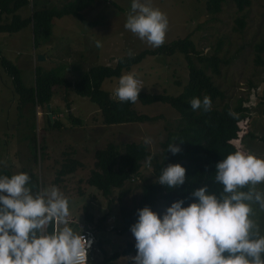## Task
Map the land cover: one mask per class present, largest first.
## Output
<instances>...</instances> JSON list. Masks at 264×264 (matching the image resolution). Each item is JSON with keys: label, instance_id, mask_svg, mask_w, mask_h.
<instances>
[{"label": "rangeland", "instance_id": "obj_1", "mask_svg": "<svg viewBox=\"0 0 264 264\" xmlns=\"http://www.w3.org/2000/svg\"><path fill=\"white\" fill-rule=\"evenodd\" d=\"M42 1L37 2L36 6H41ZM60 2L61 0H48L47 3L59 4ZM141 2L159 9L167 16L168 28L165 43L191 34L197 50L210 53L219 40L222 41L220 56L234 58L228 66L221 69V75L215 79V82L224 90L227 101L231 104H234L239 97L250 100L248 121L240 122L242 129L239 135L242 132L245 135L241 139L240 137L236 139L237 142L233 144L240 146V151L245 154L264 159V70L253 63L252 50L253 43L264 37V0H251V5L242 12H238L236 6L228 2L222 7L221 12L214 16L205 11L204 0H141ZM131 3L132 0H95L83 11L86 20L96 22L95 25L82 23L69 15L56 19L47 43L36 49L32 47L29 28L17 33H0L1 53L17 65L26 85H30L31 79L33 82L36 64L54 69L60 76L73 82L92 65L114 64L116 58L121 55H130L129 53L134 55L143 49L154 48L125 28ZM30 11L29 5L19 9L18 13L24 17L29 15ZM242 13H245V27L243 31L234 30L236 26L234 19ZM98 41L102 45L99 48L96 46ZM38 56H42L43 59L39 60ZM125 74H135L137 77L145 78L146 82L143 80L142 87L145 91L177 94L181 87L175 84V81L179 80L184 84L188 69L185 59L180 54L155 55L146 56L141 63L123 75ZM0 75L4 77V80L0 79V171L6 169L11 173L19 174L27 165L36 167L35 171L40 182L39 190L56 186L68 198L71 213L70 227L72 224H77L80 230L83 228L86 222L85 211L93 215L94 224L106 215V219L101 224L102 228L96 231V237L93 236L92 263L97 264L99 259L100 253L94 245L98 238L108 254L121 250L126 242H136L130 230L122 235L118 233L121 228L119 206L120 204L131 206L138 199L140 190L137 186L141 182L140 178L135 179L131 185L127 184L120 190H114L112 203L108 208L107 199L95 187L86 183L89 172L93 168L94 151L103 147L108 141L117 144L129 141L145 143V138L149 137L152 143L146 144L148 150L152 154H159L160 143L166 131L173 129L177 124V113L167 104L141 105L136 102L134 105L136 110L150 116L161 115L162 117L153 122L109 127L91 122V116L96 114L92 109L97 107L87 98L73 93L68 100H64V93L57 90L50 105H47L50 110H53L52 119L61 121L60 128H49L46 123L47 106L34 108V129L40 145L42 144L41 135H43V142L47 147L44 156L41 157L38 153V161L34 166L25 143L17 135L16 96L12 91L11 82L1 69ZM249 81L253 86L255 85L254 89L248 88ZM103 85L106 90L110 88L107 81ZM111 86L117 88L119 79L112 82ZM254 91L257 93H253ZM69 114L79 118L80 124H73ZM26 118L28 117H25V120ZM248 130L256 137L246 134ZM67 157L77 159L83 166L65 176L58 185H53L55 169ZM141 174L152 176L147 164L141 168ZM128 185L131 189L120 201L117 198L118 193ZM257 188L259 191H264V184L258 185ZM158 209L166 213L167 207L159 204ZM253 209L261 235H264V211H260L259 205L256 204L253 205ZM55 227L58 230L61 226ZM132 257L135 256H121L117 262L129 263Z\"/></svg>", "mask_w": 264, "mask_h": 264}, {"label": "trees", "instance_id": "obj_2", "mask_svg": "<svg viewBox=\"0 0 264 264\" xmlns=\"http://www.w3.org/2000/svg\"><path fill=\"white\" fill-rule=\"evenodd\" d=\"M39 1L42 0H0V33H17L29 28L32 47L36 49L47 43L56 19L69 15L82 23L91 26L96 24L94 21H87L83 14V11L95 0H61L59 4H48V0H44L42 4L39 3L41 6H36ZM228 2L233 3L238 12L244 11L251 5V0H204V9L208 14L214 16L219 14L222 7ZM29 5L31 6L29 15L21 16L18 10ZM234 21L236 26L233 29L243 31L246 24L245 13L236 17ZM221 48L222 41L219 40L210 53H202L197 50L191 39V34H187L184 37L164 43L159 48L143 49L134 55H121L116 58L114 64L92 65L73 82L64 76H60L54 69L44 68L36 64L34 65L33 82L31 79L30 85L23 82L20 69L1 53L0 49V69L9 78L12 91L16 96L15 111L17 112L18 138L25 143V147L30 153V160L36 166L38 153L41 157L44 156L47 147L43 142V135H41V145L38 141L33 125L34 108L36 106L46 108L47 104L50 105L57 90L64 93V100H68L70 94L74 93L94 103L97 109L93 108L92 110L96 114H93L90 120L95 124L101 123L110 127L111 125L145 123L157 120L162 116L147 115L136 110L135 104L119 101L114 95L116 88L111 86L112 82L141 63L146 56L180 54L185 59L188 76L184 84L179 80L175 81V84L181 87L177 94L145 91L142 88L145 78L137 77L134 74L142 81L138 103L141 105L167 104L178 115L177 124L173 129L166 131V135L160 143V153L152 154L144 142L129 141L117 144L108 141L103 147L94 151L93 168L89 172L86 183L95 187L107 199L109 208L114 190H120L127 184L131 185L135 179L140 178L141 182L137 186L140 190L138 199L131 206L124 204L119 206L121 221V228L118 230L119 235L131 229L138 221V210L145 207H149L163 219L166 213L158 209L159 204L169 208L174 202L183 200V206L188 207L191 203L199 202L192 193L205 186L208 187L210 193L219 195L223 186L214 183L216 165L227 155L240 151V146H235L233 143L245 135L244 132L239 135L240 129H242L240 122L243 120L247 122L250 112V100L248 98L239 97L234 104H231L227 101L224 90L215 82V79L221 75V69L228 66L234 58L233 56L228 58L220 56ZM252 50L253 63L264 70V37L253 43ZM3 75H0L1 80H4ZM106 81L110 86L107 90L103 85ZM254 87L255 85L253 86L249 81L248 88L254 89ZM253 93L257 92L254 91ZM205 96L211 98V111L204 112L203 109L193 111L190 101L193 98H199L202 101ZM49 112L52 114L53 110L49 108ZM68 116L73 124H80L79 118L71 114ZM25 117L28 118L25 120ZM45 117L49 128L61 127L60 120L49 118L48 114ZM246 134L256 137L249 130L246 131ZM174 139L177 146L181 148V152L175 155L167 151L168 145L173 143ZM149 156L152 157L150 166L147 163ZM144 164L150 167L151 177L142 176L141 168ZM176 164L186 169L185 184L178 188L160 185L158 178L163 168ZM82 166L83 164L77 159L65 158L55 169L53 185H58L65 176ZM32 168L27 165L22 168L20 173H26L30 176L31 184L35 185L33 188L35 194L36 191H39L40 182L35 171L36 167ZM14 174L17 173H11L6 169L0 171V175H6L9 178ZM129 185L118 193L117 198L120 201L131 189ZM84 219L86 221L84 226L91 229L93 236L96 237V231L102 228L101 224L106 219V215L94 224L93 215L85 211ZM72 228L77 233L81 231L77 224H72ZM114 229L116 230V228ZM52 231L53 226L50 225L46 229V234H50ZM135 244L136 242L132 241L126 242L121 250L108 254L98 238L94 244L100 253L97 264H120L117 260L121 256H136ZM92 254L93 252L90 253L87 264H94L91 262ZM125 264H132V261Z\"/></svg>", "mask_w": 264, "mask_h": 264}, {"label": "clouds", "instance_id": "obj_3", "mask_svg": "<svg viewBox=\"0 0 264 264\" xmlns=\"http://www.w3.org/2000/svg\"><path fill=\"white\" fill-rule=\"evenodd\" d=\"M130 7L125 28L149 46L161 47L167 16L141 0H132ZM140 91V81L125 74L114 95L135 104ZM190 106L209 112L212 101L193 98ZM151 143L146 137L145 144ZM167 151L181 152L175 139ZM151 160L147 157L149 166ZM158 179L160 185L178 188L186 182V169L169 165ZM214 183L223 186L219 195L202 187L192 193L198 203L174 202L163 219L149 207L138 210L130 229L137 250L132 264H264V235L253 209L256 204L264 211V191L257 188L264 184V159L242 151L229 154L216 165ZM34 187L26 173L0 175V264H84L91 244L69 226L68 198L56 186L35 194ZM50 225L53 231L46 234Z\"/></svg>", "mask_w": 264, "mask_h": 264}, {"label": "built area", "instance_id": "obj_4", "mask_svg": "<svg viewBox=\"0 0 264 264\" xmlns=\"http://www.w3.org/2000/svg\"><path fill=\"white\" fill-rule=\"evenodd\" d=\"M135 78L140 81V87H141L142 81L139 78H137V77H135ZM78 234L83 235L85 237V239L88 240L90 242V244H91V246L87 249V255H86L85 260H84V264H87L89 262L88 261L89 260V255L91 253L92 244H93V240H94L93 234L91 232V229H89L88 227L86 228L85 226H83V228L81 229V231Z\"/></svg>", "mask_w": 264, "mask_h": 264}, {"label": "water", "instance_id": "obj_5", "mask_svg": "<svg viewBox=\"0 0 264 264\" xmlns=\"http://www.w3.org/2000/svg\"><path fill=\"white\" fill-rule=\"evenodd\" d=\"M38 59L41 60V59H43V57L42 56H38ZM47 109L49 110V105H47ZM48 117L49 118L52 117V114L50 112L48 113Z\"/></svg>", "mask_w": 264, "mask_h": 264}]
</instances>
